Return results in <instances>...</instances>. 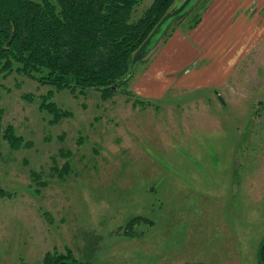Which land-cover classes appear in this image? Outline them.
Wrapping results in <instances>:
<instances>
[{
  "label": "rangeland",
  "instance_id": "obj_1",
  "mask_svg": "<svg viewBox=\"0 0 264 264\" xmlns=\"http://www.w3.org/2000/svg\"><path fill=\"white\" fill-rule=\"evenodd\" d=\"M210 1L172 17L107 101L94 89L57 90L16 63L0 72V264H42L69 250L79 264H258L264 46L240 57L219 85L216 75L213 87L179 88L184 67L166 76L162 98L125 95H138L133 85L152 50ZM7 129L19 143L4 137Z\"/></svg>",
  "mask_w": 264,
  "mask_h": 264
},
{
  "label": "trees",
  "instance_id": "obj_2",
  "mask_svg": "<svg viewBox=\"0 0 264 264\" xmlns=\"http://www.w3.org/2000/svg\"><path fill=\"white\" fill-rule=\"evenodd\" d=\"M143 1L0 0V72L10 74L16 63L17 71L30 78L37 74L42 83L57 90L83 95L94 89L107 101L128 84L135 63L157 44L150 46L152 37L172 17H185L199 2L187 0L172 14L170 9L177 0H154L135 18ZM202 7L203 12L206 6ZM202 12L189 30L199 24ZM125 95L133 96L135 102L141 100L130 91ZM1 120L0 110V132ZM4 137L12 145L21 140L9 129ZM5 195L0 187V197ZM257 259L258 264H264V240ZM42 264L79 262L69 250L66 254L48 253Z\"/></svg>",
  "mask_w": 264,
  "mask_h": 264
},
{
  "label": "crops",
  "instance_id": "obj_3",
  "mask_svg": "<svg viewBox=\"0 0 264 264\" xmlns=\"http://www.w3.org/2000/svg\"><path fill=\"white\" fill-rule=\"evenodd\" d=\"M204 6L194 29L177 26L158 50H152L159 52L133 85L138 96L162 98L169 89L166 76L184 67L176 77L179 88L219 85L240 57L264 46V0H211ZM216 75L220 78L212 84Z\"/></svg>",
  "mask_w": 264,
  "mask_h": 264
},
{
  "label": "water",
  "instance_id": "obj_4",
  "mask_svg": "<svg viewBox=\"0 0 264 264\" xmlns=\"http://www.w3.org/2000/svg\"><path fill=\"white\" fill-rule=\"evenodd\" d=\"M169 24V23H168ZM167 24V25H168ZM161 32V30L159 31V32H157L153 37H152V39H151V43H150V46H154L155 44H156V42L158 41V39L159 38H157V36H158V33H160ZM132 74V73H131ZM222 102H224L223 100H222Z\"/></svg>",
  "mask_w": 264,
  "mask_h": 264
}]
</instances>
